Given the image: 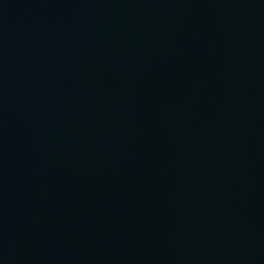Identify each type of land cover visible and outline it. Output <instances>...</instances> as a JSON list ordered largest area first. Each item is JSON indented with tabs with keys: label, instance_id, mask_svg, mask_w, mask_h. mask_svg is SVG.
Here are the masks:
<instances>
[{
	"label": "water",
	"instance_id": "1",
	"mask_svg": "<svg viewBox=\"0 0 264 264\" xmlns=\"http://www.w3.org/2000/svg\"><path fill=\"white\" fill-rule=\"evenodd\" d=\"M0 264H264V0H0Z\"/></svg>",
	"mask_w": 264,
	"mask_h": 264
}]
</instances>
